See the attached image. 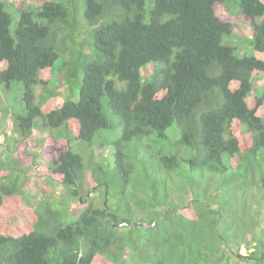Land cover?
Returning <instances> with one entry per match:
<instances>
[{
    "label": "trees",
    "instance_id": "obj_1",
    "mask_svg": "<svg viewBox=\"0 0 264 264\" xmlns=\"http://www.w3.org/2000/svg\"><path fill=\"white\" fill-rule=\"evenodd\" d=\"M228 1L0 0V101L67 193L19 209L5 153L0 264H264V0L237 1L249 57Z\"/></svg>",
    "mask_w": 264,
    "mask_h": 264
},
{
    "label": "rangeland",
    "instance_id": "obj_2",
    "mask_svg": "<svg viewBox=\"0 0 264 264\" xmlns=\"http://www.w3.org/2000/svg\"><path fill=\"white\" fill-rule=\"evenodd\" d=\"M10 1L15 3L19 2V0ZM237 1L238 0L225 2V4H222L218 7L216 13L222 17V19L227 20L233 28V37L230 39L227 38L225 41L230 40L229 45L235 48L236 55L238 57H249L253 54L250 33L251 26L249 23H245L240 19L238 15L239 6ZM263 20L264 18L258 21L261 22ZM147 68L148 72H150L149 74H146L145 72L142 73L143 71H141L142 84L148 81L153 70L151 65H149ZM253 83V87L258 90L257 96L262 97L264 94V76L254 78ZM6 96L7 97L4 100L0 101V159L5 160V153L8 154V151H12L13 156L19 159L23 166L27 167V174L29 176V180L27 181V186L29 189L26 195V200L22 203L19 209L21 208L24 211L33 209L34 206L38 204L39 198L42 196V190L49 194L48 198L53 197L56 200H59V198L63 199L67 195L64 188L61 185L48 180L50 163L48 156L45 157L46 155H43V152L41 151L42 145H49L46 143V139L43 142L44 144H41L39 141H35L34 136H31L29 142H17L19 137L16 133H14L10 116L11 113H19L20 108L23 107L24 103L22 102L21 92L15 88L14 90L9 91ZM7 112H9V114ZM48 137L46 134L45 138ZM149 140L151 141V139ZM148 143L151 145L152 150L155 149L152 141H148ZM13 147H16L15 150ZM97 152L98 151L96 150V153ZM171 196L174 198L175 196L179 198V196L175 194H171ZM70 203L71 208L78 207L77 202L71 201ZM16 219L17 215H15V217L12 219L13 222L16 221ZM261 225H263V223H261Z\"/></svg>",
    "mask_w": 264,
    "mask_h": 264
},
{
    "label": "clouds",
    "instance_id": "obj_3",
    "mask_svg": "<svg viewBox=\"0 0 264 264\" xmlns=\"http://www.w3.org/2000/svg\"><path fill=\"white\" fill-rule=\"evenodd\" d=\"M233 29V28H232ZM262 77V76H261ZM252 84H254V83H252ZM250 252V251H249ZM240 254L241 255H243V256H246L247 254H248V252L246 251V249H244V248H241V250H240Z\"/></svg>",
    "mask_w": 264,
    "mask_h": 264
}]
</instances>
